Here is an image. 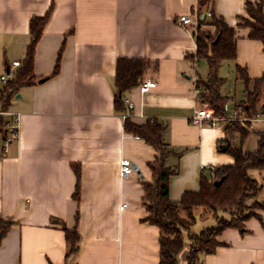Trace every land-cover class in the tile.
<instances>
[{"label":"crops","instance_id":"crops-1","mask_svg":"<svg viewBox=\"0 0 264 264\" xmlns=\"http://www.w3.org/2000/svg\"><path fill=\"white\" fill-rule=\"evenodd\" d=\"M246 1H261L264 14V0H0V76L6 80L25 57L31 18L49 10L34 49L32 82L18 87L7 108L9 120L19 115L17 139L4 144L9 130L0 131V218L14 222L0 239V264H159V229L142 220L144 184L153 174L148 163L159 151L124 130L125 100L132 103L130 122L164 126L163 163L175 169L168 176L172 201L199 190L202 175L234 162L220 143L254 151L264 112L248 119L241 111L245 86L235 66L251 79L264 77V49L237 25ZM181 14L195 16L184 25L177 21ZM212 15L236 31L235 58L218 68L227 116L216 126L192 121L196 109H211L198 88L199 71L207 74L208 64L195 53L196 34ZM119 57L148 61L142 79L157 83L145 92L138 85L125 91L121 110L114 106ZM15 60L21 64L13 66ZM227 75L241 83L236 98L223 92ZM234 123L247 130L241 141ZM122 158L137 169L121 176ZM247 173L261 186L256 199L264 201L262 174ZM255 213L241 230H222L221 245L202 254V264H264V209ZM62 226L79 235L75 253L66 255ZM186 255L185 245L179 264H186Z\"/></svg>","mask_w":264,"mask_h":264},{"label":"trees","instance_id":"trees-1","mask_svg":"<svg viewBox=\"0 0 264 264\" xmlns=\"http://www.w3.org/2000/svg\"><path fill=\"white\" fill-rule=\"evenodd\" d=\"M246 16L241 17L238 26L248 29L247 37L261 42L264 49V14L261 1L245 3ZM49 10L43 16H34L29 23L30 40L25 57L14 76L0 87V111L7 112L10 99L18 87L32 82V62L35 45L40 38L43 26L47 20ZM208 24L216 27L214 35L198 30L196 34V58H204L208 64L205 80L198 81L199 97L207 103L218 117L227 116L225 97L220 92L223 78L218 75V68L222 61L234 59L236 55L235 28L228 26L220 17L211 16ZM58 51L52 74L57 73L61 55ZM149 62L142 58L119 57L115 68L114 106L123 109V93L141 81ZM236 77L242 81L245 99L239 107L246 118L251 119L264 112V77L251 79L245 68L235 66ZM250 84L252 85L250 87ZM200 86V87H199ZM9 117L0 114V131L6 128ZM248 123V121H246ZM229 124L228 126H230ZM232 131L239 133L240 141L247 134V130L234 123ZM124 130L142 138L146 143L159 151L158 156L148 163L152 174L151 182L144 184L143 205L146 215L143 221L155 225L159 229V264H179L178 256L183 247L187 246L186 264H202L201 255L215 251L221 242L217 236L228 227L242 229L243 222L250 216L256 215L247 207L246 200L254 198L258 206L264 209V201L259 202L256 197L260 192V184L251 178L248 169H257L264 178V131L259 133L257 147L252 152H243L241 145L230 146L225 143V151L234 159L232 164L221 165L209 175H202L199 190L185 191L179 201H172L168 196V176L175 172L163 163L165 145L162 141L164 126L156 120L148 121L144 125H137L124 120ZM6 138V136H5ZM5 140V139H4ZM222 143L219 148L222 149ZM77 183L73 193L76 200L79 197V169H75ZM213 173V174H211ZM222 178L218 186L214 181ZM202 208L212 216L216 222L206 226L198 232H190V226L196 221L195 210ZM183 213L186 214L184 218ZM14 222L0 218V239L13 226ZM67 245L66 255L78 250L79 235L74 229L62 226Z\"/></svg>","mask_w":264,"mask_h":264},{"label":"built area","instance_id":"built-area-1","mask_svg":"<svg viewBox=\"0 0 264 264\" xmlns=\"http://www.w3.org/2000/svg\"><path fill=\"white\" fill-rule=\"evenodd\" d=\"M210 14L208 13V16ZM194 14H181L178 16L177 21L180 22L181 24L187 25L190 24L193 21L194 18ZM21 63L18 60H15L12 62L13 66H18ZM7 79V75H1L0 76V81L5 82ZM155 81L152 78H144L142 79L139 84L138 87L142 92H145L147 90H149L150 88L155 86ZM125 107L126 110L125 113L122 114V118L126 119V117L128 116V111L132 108V103L129 100H125ZM0 114H5V115H9L8 112H2L0 111ZM12 119L7 121L6 127L9 130V136L7 138H4V144L8 143V141L13 140V139H17V134H18V128H19V115L18 114H11ZM201 119H207L209 120V124L211 126H216L218 124V121L221 119V117H218L216 115H214L213 110L207 107H203V108H198L195 110L194 115L192 116V121L195 123H199ZM132 163L129 159L127 158H122L120 161V175H127L130 172H132ZM213 174V173H211ZM125 206V204H122L123 208Z\"/></svg>","mask_w":264,"mask_h":264},{"label":"rangeland","instance_id":"rangeland-1","mask_svg":"<svg viewBox=\"0 0 264 264\" xmlns=\"http://www.w3.org/2000/svg\"><path fill=\"white\" fill-rule=\"evenodd\" d=\"M209 25L207 28L202 29L200 31L202 32H208L210 35H214V33L216 32V27L214 25L208 24ZM202 64L205 65V61H201ZM203 65V66H204ZM205 68V66H204ZM201 73V77L202 80L205 79L206 77V73L205 72H200ZM226 85H225V89H223V92L226 91L231 97L236 98L237 95H239L241 93L242 90V86L240 85L241 83H239V81L235 80L234 77H230L229 75L226 76ZM252 85L250 84V87ZM225 92V93H226ZM240 125V123H238ZM232 125V124H231ZM235 126L234 124L232 125V127ZM241 126V125H240ZM0 147H1V143H0ZM259 202H263V201H259ZM245 204H247V207H251L250 210L256 212L257 209H261L257 202L255 201L254 198L248 199L246 200ZM208 210H203L202 208H198L195 210V215H196V221L190 226L189 230L190 232H198L200 231L203 227L210 225L209 222H211V216L209 214H206L205 212H207ZM210 212V211H208ZM184 218H186V214L183 213ZM187 219V218H186ZM213 222V221H212ZM214 223V222H213ZM212 223V224H213ZM211 224V225H212Z\"/></svg>","mask_w":264,"mask_h":264},{"label":"water","instance_id":"water-1","mask_svg":"<svg viewBox=\"0 0 264 264\" xmlns=\"http://www.w3.org/2000/svg\"><path fill=\"white\" fill-rule=\"evenodd\" d=\"M222 147H223V149H225V148H226V145H223ZM132 167H133L134 170L137 169L136 166H134V165H132ZM221 181H222V178H220V179L214 181V185H215V186H218V185L221 183Z\"/></svg>","mask_w":264,"mask_h":264}]
</instances>
